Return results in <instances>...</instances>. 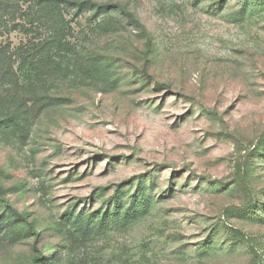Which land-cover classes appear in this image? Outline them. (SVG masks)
I'll use <instances>...</instances> for the list:
<instances>
[{
	"label": "rangeland",
	"instance_id": "374dc122",
	"mask_svg": "<svg viewBox=\"0 0 264 264\" xmlns=\"http://www.w3.org/2000/svg\"><path fill=\"white\" fill-rule=\"evenodd\" d=\"M0 264H264V0H0Z\"/></svg>",
	"mask_w": 264,
	"mask_h": 264
},
{
	"label": "trees",
	"instance_id": "16d2710c",
	"mask_svg": "<svg viewBox=\"0 0 264 264\" xmlns=\"http://www.w3.org/2000/svg\"><path fill=\"white\" fill-rule=\"evenodd\" d=\"M99 7V6H98Z\"/></svg>",
	"mask_w": 264,
	"mask_h": 264
}]
</instances>
